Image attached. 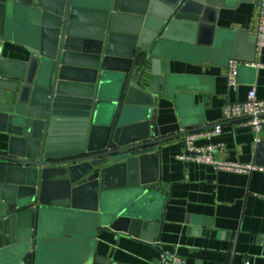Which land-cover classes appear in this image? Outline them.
<instances>
[{"label":"water","instance_id":"1","mask_svg":"<svg viewBox=\"0 0 264 264\" xmlns=\"http://www.w3.org/2000/svg\"><path fill=\"white\" fill-rule=\"evenodd\" d=\"M211 3L0 0V250L10 260L36 264L38 244L69 238L50 222L54 208L151 241L160 145L173 139L153 123L166 97L159 66L181 31L214 29ZM21 18L31 26L24 64L3 58Z\"/></svg>","mask_w":264,"mask_h":264},{"label":"crops","instance_id":"2","mask_svg":"<svg viewBox=\"0 0 264 264\" xmlns=\"http://www.w3.org/2000/svg\"><path fill=\"white\" fill-rule=\"evenodd\" d=\"M211 2L205 22L214 29L194 36L181 31L182 43L171 45L159 66L166 97L154 105L153 123L160 138L173 139L160 145L164 200L155 211L159 218L147 220L151 241L102 228L94 213L54 208L50 222L69 238L47 237L43 249L38 244L36 264H161L165 253L186 264H264V172H217L178 159L186 152V133L220 126V136L198 144L223 145L218 159L264 166V128L256 132L240 127L245 119L224 118L225 106L244 101L253 89L264 99V49L259 55L255 48L260 0ZM19 27L3 58L24 64L31 26L23 19ZM232 61L240 64L237 92L228 86ZM6 140L0 134V150ZM9 252L0 250V264H17Z\"/></svg>","mask_w":264,"mask_h":264},{"label":"built area","instance_id":"3","mask_svg":"<svg viewBox=\"0 0 264 264\" xmlns=\"http://www.w3.org/2000/svg\"><path fill=\"white\" fill-rule=\"evenodd\" d=\"M256 52L260 55L264 49V0H260V16L258 29L255 34ZM239 68L240 64L232 61L228 70V86L234 92L239 89ZM224 118L229 121L245 119L240 127L251 128L260 132L264 128V99H260L255 89L248 92L247 98L242 102L229 103L224 108ZM223 130L216 126L211 130L195 131L186 133L183 136V143L186 148L185 154L178 159L185 163H195L214 168L217 172H230L235 174H252L254 172H264V166L255 163L243 164L230 162L216 157V153L223 149V145H199L200 141H211L214 137L220 136ZM161 264H186L183 260L165 253L161 258Z\"/></svg>","mask_w":264,"mask_h":264}]
</instances>
